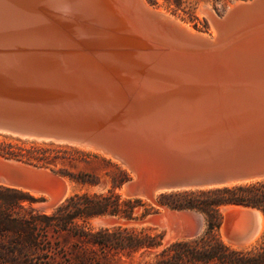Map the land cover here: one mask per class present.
Listing matches in <instances>:
<instances>
[{
  "label": "water",
  "instance_id": "1",
  "mask_svg": "<svg viewBox=\"0 0 264 264\" xmlns=\"http://www.w3.org/2000/svg\"><path fill=\"white\" fill-rule=\"evenodd\" d=\"M240 2L214 18L210 40L141 0H90L88 28L95 52L103 54L90 68L61 51L26 56L0 48V134L110 155L134 177L123 186L130 198L264 179V89L210 91L204 103L167 108L133 105L122 96L129 85L122 81L134 73L164 77L178 74L167 73L175 67L206 73L243 30L232 25L250 8ZM0 185L46 195L44 210L59 206L67 192L53 172L3 156ZM229 206L249 209L226 221L223 214L220 225L225 223L227 239L243 244L256 232L253 211L259 210ZM164 209L178 237L199 235L197 226H189L198 213ZM150 222L162 224L163 214Z\"/></svg>",
  "mask_w": 264,
  "mask_h": 264
},
{
  "label": "trees",
  "instance_id": "2",
  "mask_svg": "<svg viewBox=\"0 0 264 264\" xmlns=\"http://www.w3.org/2000/svg\"><path fill=\"white\" fill-rule=\"evenodd\" d=\"M149 2L155 5L153 0ZM173 3V11L176 12L181 0H173ZM0 156L39 168H50L44 152L38 150L36 154L22 153V149L0 143ZM50 169L54 174L83 186L97 184L86 174L73 175L64 169ZM117 175L120 178L126 176V172L119 170ZM121 181L114 179L113 187L106 194L72 193L49 215L31 206L37 200L28 192L0 185V264H36L35 260L48 253L55 256L57 248L52 245V234L58 233H66L76 240L75 264H94L98 251H102L103 256H130L141 249L149 251L160 247L163 234L152 235L150 228L136 231L118 226L95 232L86 228L91 219L99 216L134 219L132 213L141 201L120 202V196L114 189ZM162 200V204L171 209L201 212L206 216L205 227L198 237L171 243L149 264H264V233L260 246L251 255L231 250L219 237L222 207L249 206L261 210L264 215V179L210 190L170 193L163 195Z\"/></svg>",
  "mask_w": 264,
  "mask_h": 264
},
{
  "label": "bare ground",
  "instance_id": "3",
  "mask_svg": "<svg viewBox=\"0 0 264 264\" xmlns=\"http://www.w3.org/2000/svg\"><path fill=\"white\" fill-rule=\"evenodd\" d=\"M89 1L0 0V48L26 56H54L58 51H61L64 56L73 58L81 66L85 63L84 68H90L93 58L100 59L103 54L95 52L98 48L97 40L88 28L90 19ZM141 1L145 5L148 4L146 0ZM247 3L250 6L247 10L248 12L245 11L236 15L232 22V25L241 24L244 26L243 30L232 35L231 39L235 44L228 51H225L222 56H214L212 62L208 64L209 67L206 73L200 76L195 73L189 75L188 70L180 69V67H175L176 69H170L167 72L178 71V74H167L164 77H159V75L154 77L153 75L155 74L145 76L134 73L127 78L128 81H122V83L127 82V84L125 83L126 85L129 84L128 90L124 91L122 96L129 99L133 105H143L145 107L153 105L167 108L204 103L208 100L209 95L207 93L210 91L264 89V0H248ZM240 4V1L235 2L229 7V11ZM157 11L171 19H176L163 10ZM176 20L188 31L199 33L189 25L183 24L178 19ZM213 20L214 18L210 16V22ZM216 31V27L212 25V33L210 35L199 34L213 40ZM180 70H182L181 73H179ZM79 148L97 153L92 148ZM106 157L111 156L106 155ZM262 180L255 179L226 186L230 187ZM66 188L67 196L70 188L67 183ZM163 192L170 191H158L151 197L140 198L152 201L156 195ZM122 193L124 196L130 197L125 187H123ZM31 194L33 196L38 195L36 192H31ZM45 210L51 211L52 208L47 207ZM221 210L226 221L232 214H239L241 211H248L249 209L226 206L222 207ZM165 212L167 210L163 209V223L167 224L170 229L167 238L170 240H183L171 231V223ZM253 213L256 219V232L251 239L243 244H236L230 241L225 235L227 227L224 223L220 228L224 241L232 247L241 248L247 247L258 240L264 228V218L259 211L254 210ZM98 222L107 225L109 223L102 219H99ZM189 226H197L201 230L203 228V217L196 215L195 220L193 223H189Z\"/></svg>",
  "mask_w": 264,
  "mask_h": 264
},
{
  "label": "rangeland",
  "instance_id": "4",
  "mask_svg": "<svg viewBox=\"0 0 264 264\" xmlns=\"http://www.w3.org/2000/svg\"><path fill=\"white\" fill-rule=\"evenodd\" d=\"M153 1L155 5H152L149 2V0H146V2L156 10H163L165 11V13H169L171 16L175 17L183 24L189 25L199 33L210 35L212 33L210 16L213 18H221L229 10V7L232 6L235 2L248 1V0H225V2L221 4L215 3L214 0H181V5L176 12L173 11L175 7L173 0H153ZM167 2L171 5L168 6L166 4ZM205 11L208 12L206 13ZM0 143L10 144L14 147L22 149V153H26V151H28L33 154H36L37 150L44 152V157H46L48 163H50L49 164L50 168H53L55 170L64 169L68 173L73 175L86 174L89 175L90 177H93L94 181L97 182V184L95 185L83 186L75 182L69 181L65 177H61L55 174L61 182H66L68 187H70L69 193L66 196V198L72 193L88 192L90 194L93 193L106 194L107 191L113 187L114 179H118V180L122 179L120 185L118 187H115L114 189V192L120 196V202L126 200H133V199H138L141 201V205L137 206L132 213V218H134L133 220H126L125 218L122 217L110 216V215L99 216L91 219L86 225V228L91 229L94 232L101 228H112L118 226L122 228L135 229L136 231L150 228L152 230L150 232L152 235L159 233L163 234L161 246L155 249H151L149 251H145L144 249H141L130 256L121 255V254H107L106 256H103L102 251H98L97 254L99 256L94 264L152 263L155 260L156 255L161 250H163L173 242L180 241V239L170 240L167 238L170 233V229L167 224L165 223L154 224L150 222V219H153L154 217L161 215L163 213L164 208H169L167 205L162 204V202H164V200H162V196L175 192L202 191V190L214 189V188H208V189L163 192L156 195L152 201L145 200L142 198H130L124 196V194L122 193V189L123 186L128 181L134 178L133 175L126 167L122 166L118 161H116L112 157H106L107 154H104L101 151L94 150L97 151V153L99 152L97 154L93 151L90 152L89 150H84L76 146L54 144L50 142L23 140L4 134H0ZM100 153H102L103 155ZM50 168H44V169L52 172ZM119 170L125 171L126 176L119 178L117 175V172ZM60 185L61 183L52 185L51 190L57 191ZM33 197L37 200L35 203L31 205L34 209L44 212L45 214L48 215L51 214L55 209L54 208L51 211H46L42 208V203L47 198L46 195L38 194L37 196H33ZM171 210H179V209H171ZM183 210L196 212L203 217V228L201 229L199 235L202 234L205 227L206 216L197 210H192V209H183ZM146 211H148V213L145 216L141 217V215ZM259 211L261 212L264 218L262 211L261 210ZM221 214L223 215L222 210H221ZM99 219L106 220L107 222H109L108 223L109 226L105 223L104 224L99 223L98 222ZM263 233H264V228L259 239L256 240L253 244L247 247L235 248L230 246L227 242L224 241L219 229V237L222 240V242L231 250L242 252V254L244 255H251L257 251V248L261 244ZM76 244H77L76 240L72 238L70 235H67L66 233L52 234V245L54 248H57L56 250L57 252L55 256L52 255L51 253L50 254L48 253L39 260H35V263L49 264L48 262H50V264H75L77 263L75 261V254H74Z\"/></svg>",
  "mask_w": 264,
  "mask_h": 264
}]
</instances>
